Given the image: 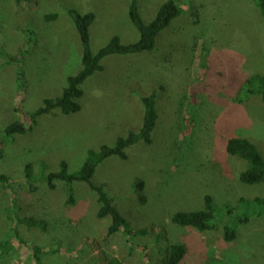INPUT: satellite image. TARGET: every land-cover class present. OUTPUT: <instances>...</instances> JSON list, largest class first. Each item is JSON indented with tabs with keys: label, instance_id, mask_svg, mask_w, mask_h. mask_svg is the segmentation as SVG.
Here are the masks:
<instances>
[{
	"label": "rangeland",
	"instance_id": "374dc122",
	"mask_svg": "<svg viewBox=\"0 0 264 264\" xmlns=\"http://www.w3.org/2000/svg\"><path fill=\"white\" fill-rule=\"evenodd\" d=\"M136 1L148 22L164 0ZM178 1L182 13L160 32L153 50L105 56L82 85L78 112L43 114L31 124L26 114L59 96L67 77L81 68L82 46L68 9L95 14L89 37L96 52L113 35L126 44L138 40L128 15L131 0H0V51L16 57L26 49L24 88L17 63L6 64L0 55V173L12 180L8 188L0 184V242L14 227L23 240L11 236L0 264H37L32 245L49 250L39 264H106L112 257L124 264H167L174 243L187 246L183 264H264V206L237 225L232 241L224 239L226 218L207 232L170 221L175 212L203 209L206 195L218 206L264 198V181L242 183L248 162L224 149L228 138L245 137L264 158V101L256 94L236 98L245 78L264 74V20L251 0ZM52 13L56 17L46 20ZM153 92L158 121L152 142L129 147L126 159L109 156L92 177L131 226L147 232L107 235L111 216H97V194L86 183L73 182L74 201L67 203L66 183L57 180L49 189L41 176L58 171L62 160L75 172L89 149L138 131L141 97ZM12 121L32 127L5 139ZM28 164L34 188L25 179ZM27 218L44 219L46 229L27 226Z\"/></svg>",
	"mask_w": 264,
	"mask_h": 264
},
{
	"label": "trees",
	"instance_id": "16d2710c",
	"mask_svg": "<svg viewBox=\"0 0 264 264\" xmlns=\"http://www.w3.org/2000/svg\"><path fill=\"white\" fill-rule=\"evenodd\" d=\"M20 2L21 0H15ZM258 7L260 14L264 20V0H251ZM183 9L178 0H164L160 3L157 12L153 19L145 22L139 12V5L136 0H131L128 8L129 19L137 29L139 38L132 43H122L119 36L113 35L106 45L93 52L90 46L89 26L95 20L93 12L80 13L74 8L68 9V15L73 21L78 32V37L82 46L81 68L74 75L67 77L66 85L62 92L57 97H48L43 99V104L35 111L26 114L27 119L31 124H36L38 117L43 114L55 115L57 111L64 115L76 113L81 109L80 98L84 91L82 85L92 76L98 69L101 68V60L111 54H133L143 51H151L155 48L156 38L162 30L167 28L171 21L182 13ZM56 17L55 13L47 14L46 20H51ZM197 24V20L193 22ZM33 34L28 31V35ZM29 42V41H28ZM26 49L18 51V55L11 56L5 51H0V55L5 60V63H17L16 78L18 83L24 88V68L23 60ZM190 63L185 65V70H189ZM259 95L264 101V74L254 73L243 80L241 86L237 89V101L251 95ZM144 106V116L141 127L138 131H129L126 136L118 137L115 144L112 146L103 144L98 150L89 149L87 151L86 160L83 165L75 172H69L67 162L62 160L59 163V170L56 172H48L41 176L44 179L49 189L55 188V181H64L67 185V203H73L72 198L74 188L73 182L80 181L86 183L89 188L97 194V200L100 204L97 211L99 218L111 216L112 222L108 226L107 235H111L117 231H123L127 235H144L145 229H135L131 226L127 218L119 211L114 203L113 198L107 193L103 185L92 182L93 174L96 167L109 156L115 155L120 159L127 158L126 150L138 143L150 144L152 142V133L158 121V112L156 109V93L153 92L148 96L141 97ZM32 126L24 127L19 121H12L5 126L3 135L5 139H13L17 134H24L31 129ZM1 133V129H0ZM2 141H0L1 144ZM225 151L230 154L244 159L248 162V167L239 175V179L244 184H255L264 181V158L257 146L250 140L238 137L228 138L224 143ZM3 156V149L0 146V159ZM44 167V164L42 163ZM25 179L31 188L33 176L31 165H26ZM12 180L5 174L0 173V184L4 188L10 187ZM137 187L142 190L143 182H137ZM143 202L144 196L140 197ZM264 206V198L254 197L248 199L241 197L234 206L223 204L218 206L215 204L210 195L204 197V208L194 211H178L173 213L170 221L174 225L181 227H191L198 232H207L214 228V224L220 219H228L223 225L224 239L232 241L236 237L237 225L245 223L253 216L254 208ZM261 212V211H260ZM256 215H262L261 213ZM216 218V219H215ZM20 223L22 220H16ZM23 222L27 226L38 227L45 230L47 227L46 221L41 218H27ZM11 236H16L23 241L19 236L17 229L14 227L7 232L5 238L0 242V251L10 248ZM52 250V249H51ZM50 250V251H51ZM34 259L39 264L40 255L49 252L48 248L32 245ZM187 246L184 243H174L170 246L169 254L166 259L167 264H183L187 258ZM106 264H124L117 257H112L107 260Z\"/></svg>",
	"mask_w": 264,
	"mask_h": 264
}]
</instances>
